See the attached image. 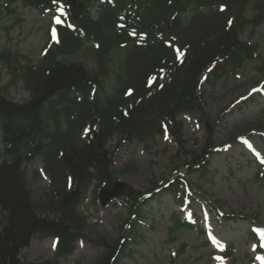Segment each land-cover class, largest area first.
Segmentation results:
<instances>
[{
  "label": "trees",
  "instance_id": "16d2710c",
  "mask_svg": "<svg viewBox=\"0 0 264 264\" xmlns=\"http://www.w3.org/2000/svg\"><path fill=\"white\" fill-rule=\"evenodd\" d=\"M11 1L40 13L60 11L61 23H53L56 39L41 61L20 65L18 79L31 98L16 103L0 92V264H24L19 251L36 234L57 241L54 259L39 264H57L72 251L86 223L78 207L92 181L98 189L115 180L105 147L113 135L120 145L168 131L183 149L176 116L198 112L206 136L184 166L198 179L209 172L217 118L204 111L201 81L237 74L247 60L259 56L258 45L242 42L239 35L264 22V0H104L94 15L97 0ZM79 51L94 61V70L58 59ZM8 56L0 53V58ZM110 67L116 76L106 87ZM261 107L264 115V103ZM37 156L50 179L39 203L23 168ZM189 188L180 174L152 182L145 192L127 187L122 194L130 203L128 218L117 239L99 242L103 253L98 264H112L134 241L149 195L179 190L186 195ZM185 227L191 226L172 217L167 231L173 236Z\"/></svg>",
  "mask_w": 264,
  "mask_h": 264
},
{
  "label": "rangeland",
  "instance_id": "374dc122",
  "mask_svg": "<svg viewBox=\"0 0 264 264\" xmlns=\"http://www.w3.org/2000/svg\"><path fill=\"white\" fill-rule=\"evenodd\" d=\"M101 3L97 0L91 8L92 15ZM54 21L55 12L40 13L20 2L0 0V53H9L0 58V92L8 100L22 103L31 98L18 79L20 65L41 61L48 43L55 39L51 33ZM239 39L258 45L259 56L247 60L237 74L217 80L206 78L201 83L205 113L210 119L219 118L213 134L218 148L208 158L209 172L202 178L186 173L184 166L206 136L198 112L176 116L182 124L183 149L167 132L120 145L117 135L106 141L113 178L131 189L145 192L152 182L158 184L179 173L191 185L183 198L179 190L173 196L160 191L148 199L142 207V222L136 226L134 241L113 264H264V22L243 31ZM85 46L91 47L92 43ZM58 59L95 69L94 61L82 51L63 54ZM115 76V68L110 67L106 87ZM85 132H80L81 140ZM23 167L34 202L43 201L50 189L43 159L37 156ZM97 192L96 181H92L78 207L86 223L72 251L59 258L57 264H98L103 253L99 242H113L120 235L130 203L121 192L101 206ZM207 198L214 203L207 202ZM39 212L46 213L42 208ZM172 216L191 227L170 236L167 230ZM251 232L256 241L250 238ZM54 244L52 236L36 234L19 251L18 258L24 264L52 261Z\"/></svg>",
  "mask_w": 264,
  "mask_h": 264
},
{
  "label": "water",
  "instance_id": "95a60500",
  "mask_svg": "<svg viewBox=\"0 0 264 264\" xmlns=\"http://www.w3.org/2000/svg\"><path fill=\"white\" fill-rule=\"evenodd\" d=\"M125 184L121 181L114 182L110 188H102L98 192V199L101 206H105L112 198L118 196L125 189Z\"/></svg>",
  "mask_w": 264,
  "mask_h": 264
},
{
  "label": "snow or ice",
  "instance_id": "6c2138e0",
  "mask_svg": "<svg viewBox=\"0 0 264 264\" xmlns=\"http://www.w3.org/2000/svg\"><path fill=\"white\" fill-rule=\"evenodd\" d=\"M55 23H57V24L61 23L60 19L57 18ZM53 38H55V30H53ZM179 55L182 56L183 53H179ZM150 83H151V81H150ZM253 91H259V89H253ZM165 139H168L167 133L165 134ZM245 143H247V142H245ZM248 146L251 147V145H248ZM261 246H264V243H262ZM53 247H55V244L53 245ZM258 259H260V258L258 257Z\"/></svg>",
  "mask_w": 264,
  "mask_h": 264
}]
</instances>
